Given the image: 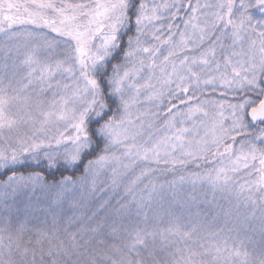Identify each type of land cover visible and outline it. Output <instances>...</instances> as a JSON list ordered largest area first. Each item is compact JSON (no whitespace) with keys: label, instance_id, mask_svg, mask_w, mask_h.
<instances>
[{"label":"snow or ice","instance_id":"6c2138e0","mask_svg":"<svg viewBox=\"0 0 264 264\" xmlns=\"http://www.w3.org/2000/svg\"><path fill=\"white\" fill-rule=\"evenodd\" d=\"M0 264H264V0H0Z\"/></svg>","mask_w":264,"mask_h":264}]
</instances>
